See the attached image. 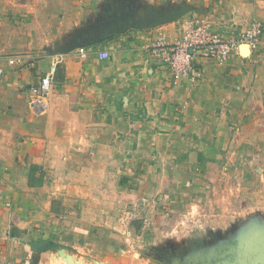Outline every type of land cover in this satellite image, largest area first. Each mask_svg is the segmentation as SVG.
<instances>
[{
	"label": "crops",
	"instance_id": "0c3cea01",
	"mask_svg": "<svg viewBox=\"0 0 264 264\" xmlns=\"http://www.w3.org/2000/svg\"><path fill=\"white\" fill-rule=\"evenodd\" d=\"M193 18L235 37L264 26V0H0V264H69L61 249L75 264H124L130 209L160 226L172 199L222 207L205 192L222 170L248 184L253 162L264 168V35L225 65L197 60L195 84L174 82L147 48L179 39ZM107 28L118 32L93 43ZM80 33L84 60L67 51ZM49 72L48 107L33 114L31 88Z\"/></svg>",
	"mask_w": 264,
	"mask_h": 264
},
{
	"label": "rangeland",
	"instance_id": "374dc122",
	"mask_svg": "<svg viewBox=\"0 0 264 264\" xmlns=\"http://www.w3.org/2000/svg\"><path fill=\"white\" fill-rule=\"evenodd\" d=\"M256 162L249 171L250 183L239 182L241 170L232 174L224 169L219 173L224 177L223 182L216 188L206 187V193H215L224 199L222 207L210 197L203 203L191 199L176 203L172 199L167 202L169 205L159 207L160 226H154V218L143 216L141 209H130L128 217L126 214L121 219V225H125L120 234L123 253L117 259H122L124 264L126 261L138 264L142 258L152 260L153 264H248L258 250L254 246L253 253L244 252V239L249 234L256 239L264 237V168L259 165L260 161ZM131 218L134 222L131 220L130 227ZM138 219L143 224H138ZM250 240L248 246H253V239ZM79 249L75 254L81 257L84 252H92L89 247L80 249L82 253ZM61 250L65 263H68L66 254L74 262L70 249Z\"/></svg>",
	"mask_w": 264,
	"mask_h": 264
},
{
	"label": "built area",
	"instance_id": "2783aa9c",
	"mask_svg": "<svg viewBox=\"0 0 264 264\" xmlns=\"http://www.w3.org/2000/svg\"><path fill=\"white\" fill-rule=\"evenodd\" d=\"M263 35L264 26L257 21L251 22L235 37L225 38L212 32L207 18H193L186 22L179 39L167 43L164 37H159L147 49L152 57L165 66L174 82L189 79L195 84L200 77L197 60H209L219 66L225 65L231 56L240 54L242 45H246L250 53L256 52ZM77 53L81 59H86L85 48L77 49ZM107 57V53L99 55L102 60ZM13 63L9 61V64ZM2 73L0 69V77ZM53 81L54 73L49 72L42 77L38 87L31 88L29 108L33 114L40 115L46 111Z\"/></svg>",
	"mask_w": 264,
	"mask_h": 264
},
{
	"label": "water",
	"instance_id": "95a60500",
	"mask_svg": "<svg viewBox=\"0 0 264 264\" xmlns=\"http://www.w3.org/2000/svg\"><path fill=\"white\" fill-rule=\"evenodd\" d=\"M184 13H185V10H182L179 15H176V17H170L168 19L164 18L162 20L145 22V23H139V24L136 25V27L137 28H148V27L158 26V25H161V24H163L165 22L174 20L175 18H178L181 14H184ZM113 32H118V29H116V28L115 29L107 28V29L101 31L95 37L93 43H95V44L102 43L105 39L110 38V36H111V34ZM81 36H82V33H80L76 38H74L72 40L70 45L67 47V51H72L74 49L84 48L83 46H85V45H83L82 43L79 42V40L81 39ZM249 52L250 51H249V49H248V47L246 45H242L240 47V55L246 56ZM250 239H253V246H248L250 241H251ZM254 246L257 248L258 252L256 254H254L253 256L249 255V257L251 256L252 259H251V261L248 264H264V237L260 238L258 236V238L256 239V236H254V235H250V236L247 235V237L243 241L242 249H244V252L253 253L254 252V250H253ZM65 259L68 261V263L75 264L72 261V257L70 255L66 254L65 255Z\"/></svg>",
	"mask_w": 264,
	"mask_h": 264
}]
</instances>
